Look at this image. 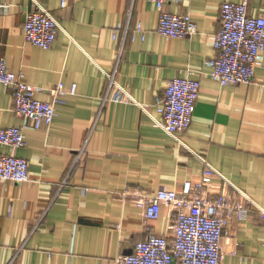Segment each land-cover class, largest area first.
<instances>
[{
    "label": "crops",
    "instance_id": "1",
    "mask_svg": "<svg viewBox=\"0 0 264 264\" xmlns=\"http://www.w3.org/2000/svg\"><path fill=\"white\" fill-rule=\"evenodd\" d=\"M241 1L174 0L165 9L190 14L197 32L168 38L148 0H0V56L10 70L46 89L63 82L69 92L53 124L25 130L26 145L14 152L29 161L34 181H0V264H117L150 231L172 238L171 207L146 220L140 194L184 190L207 164L218 173L208 199L226 195L251 209L228 226L222 264H264V64L251 84L222 86L209 76L221 5ZM40 7L60 25L50 49L23 34L27 14ZM249 14L264 16V0H249ZM109 75L128 102L103 105ZM178 76L199 79L200 91L191 126L174 137L155 123V102ZM13 106L12 88L0 83V131L21 125ZM9 153L0 144V156Z\"/></svg>",
    "mask_w": 264,
    "mask_h": 264
},
{
    "label": "built area",
    "instance_id": "2",
    "mask_svg": "<svg viewBox=\"0 0 264 264\" xmlns=\"http://www.w3.org/2000/svg\"><path fill=\"white\" fill-rule=\"evenodd\" d=\"M6 1V0H4ZM66 7L75 0H60ZM161 11L157 32L168 38H185L197 32L196 24L188 13H173L165 6L174 0H148ZM221 30L214 40L216 55L208 64L209 76L222 86L251 84L257 67L264 64V16L249 14V0L224 2L220 8ZM118 25L114 32L117 36ZM60 31L59 22L44 8L27 14L23 26L24 38L28 43L43 49L55 45ZM136 31L145 33L142 23ZM0 83L12 88L13 111L21 119L20 126L0 131V144L9 147L11 153L0 156V181L27 183L30 176L27 159L15 155V151L26 145L25 130L49 127L57 117L56 107L67 93L63 82L49 89L29 84L24 73H14L5 57L0 56ZM72 86L71 93H76ZM48 91L50 100H41L38 95ZM200 81L192 76L172 79L165 91L156 97L155 106L159 117L155 123L168 134L177 137L192 124L199 98ZM128 102L127 92L109 75L106 101ZM218 175L207 164L199 181L178 191L158 190L152 195L140 194L137 206L146 220L160 217L162 206L171 207L174 214L172 238L150 231L147 239L136 243L130 254L117 260V264H222V243L227 228L233 220L244 222L249 219L251 209L236 203L226 195L211 201L205 189Z\"/></svg>",
    "mask_w": 264,
    "mask_h": 264
}]
</instances>
